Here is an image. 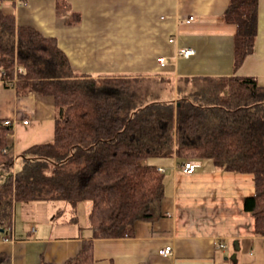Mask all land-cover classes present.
I'll return each instance as SVG.
<instances>
[{"label": "crops", "instance_id": "obj_1", "mask_svg": "<svg viewBox=\"0 0 264 264\" xmlns=\"http://www.w3.org/2000/svg\"><path fill=\"white\" fill-rule=\"evenodd\" d=\"M60 1L65 2L61 9L57 0L14 5L2 0L1 7L8 5L18 26L56 38L78 75L173 84L161 100L177 99L180 79L252 77L264 86V0L258 3L255 51L238 69L237 28L224 18L230 0ZM190 16L194 20L187 22ZM179 48L195 54L177 56ZM0 120L13 126L7 150L18 158L53 140L54 100L33 92L20 95L16 83L0 78ZM194 161L195 172L185 174L176 156L154 160L165 170V196L155 220L137 221L132 237L94 239L96 264H264V236L256 233L255 218L244 208L245 198L255 193L254 177L221 170L209 160ZM61 203L16 204L12 225L2 233L11 240L0 242V264H65L75 258L93 237L92 202L79 203L76 211ZM166 246H173L170 257L159 254Z\"/></svg>", "mask_w": 264, "mask_h": 264}, {"label": "trees", "instance_id": "obj_2", "mask_svg": "<svg viewBox=\"0 0 264 264\" xmlns=\"http://www.w3.org/2000/svg\"><path fill=\"white\" fill-rule=\"evenodd\" d=\"M1 1L3 80L17 76L20 95L52 97L56 125L53 140L16 158L4 153L13 126L0 120V229L11 227L18 203L66 201L76 211L91 201L93 237L65 264H96L94 239L132 237L137 221L155 220L165 174L154 160L176 156L183 163L209 160L221 170L252 175L255 193L245 198L244 208L264 236V86L252 77L195 79L201 83L195 92L161 100L146 88L147 80L78 75L56 38L18 26ZM258 3L230 0L224 13L237 28L235 69L255 51ZM16 66L23 72L16 75Z\"/></svg>", "mask_w": 264, "mask_h": 264}, {"label": "built area", "instance_id": "obj_3", "mask_svg": "<svg viewBox=\"0 0 264 264\" xmlns=\"http://www.w3.org/2000/svg\"><path fill=\"white\" fill-rule=\"evenodd\" d=\"M13 1H15L16 3H20V0H13ZM192 20H194V16H190L188 18L187 22H191ZM173 41L174 40H171V42H173ZM194 54H195V50H193L191 48H179V49H177V56H180V57L189 58V57L193 56ZM160 63H161L162 66H165V65H167L168 62H167L166 58H161L160 59ZM15 70H16V75L18 73H22L23 72V69L21 67H19V66H16ZM3 76H5V72L2 69H0V78L3 79ZM16 77L17 76H15V79H13L10 82L16 83V81H17ZM25 123H27V122H25ZM6 124H10L11 125V122L10 121H6ZM7 152H8V150L5 149L4 153H7ZM197 167H198V163L196 161L187 160V161H185L182 164L181 170L185 174H193L195 172V170L197 169ZM159 170L161 172L165 171L163 168H159ZM9 240H11V236L8 233L0 234V242L1 241L6 242V241H9ZM219 246L220 247H224V248L226 247L225 244H220ZM159 254L161 256H164V257L172 256L173 255V246H166V247L160 249L159 250Z\"/></svg>", "mask_w": 264, "mask_h": 264}, {"label": "rangeland", "instance_id": "obj_4", "mask_svg": "<svg viewBox=\"0 0 264 264\" xmlns=\"http://www.w3.org/2000/svg\"><path fill=\"white\" fill-rule=\"evenodd\" d=\"M12 2H15V1L12 0ZM7 7H8V5L5 6L4 8L7 9ZM144 83H145V81H144ZM145 85L147 86L146 88H149L150 90L153 91L151 94L153 96H156V97L168 98V96L166 94L170 95L172 93V90H173V84H170L169 82L165 83L164 85L159 84L160 85L159 86L158 84L155 83V81L150 80L147 83H145ZM176 85H177V88L179 89V91L182 92V95H183V94L195 92L196 87L201 85V83H200V81H195V83H194V81H191V80L180 79V80L176 81ZM20 166L21 165L18 164L17 168H20ZM61 202H62L60 204L61 207L68 205V203L66 201H61ZM86 202L88 204H91V201H84L82 203L84 204Z\"/></svg>", "mask_w": 264, "mask_h": 264}, {"label": "water", "instance_id": "obj_5", "mask_svg": "<svg viewBox=\"0 0 264 264\" xmlns=\"http://www.w3.org/2000/svg\"><path fill=\"white\" fill-rule=\"evenodd\" d=\"M5 232V230L4 229H0V233H4ZM237 244V243H236ZM236 249H239V247L238 246H236Z\"/></svg>", "mask_w": 264, "mask_h": 264}]
</instances>
